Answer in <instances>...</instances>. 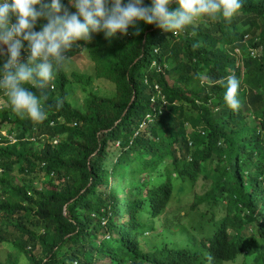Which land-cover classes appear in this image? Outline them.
I'll use <instances>...</instances> for the list:
<instances>
[{"label": "trees", "instance_id": "16d2710c", "mask_svg": "<svg viewBox=\"0 0 264 264\" xmlns=\"http://www.w3.org/2000/svg\"><path fill=\"white\" fill-rule=\"evenodd\" d=\"M137 27L77 41L66 62L84 52L91 71H55L42 122L0 91V264H264V0L178 36ZM95 79L113 94L89 90Z\"/></svg>", "mask_w": 264, "mask_h": 264}, {"label": "clouds", "instance_id": "9594fccd", "mask_svg": "<svg viewBox=\"0 0 264 264\" xmlns=\"http://www.w3.org/2000/svg\"><path fill=\"white\" fill-rule=\"evenodd\" d=\"M242 0H0V91L12 111L21 119L42 122V102L47 87L67 60V53L101 33L105 40L139 28L137 22L180 35L193 30L198 21H231ZM175 5L173 8L172 5ZM38 6V7H37ZM45 21L34 30L37 21ZM195 47V45H193ZM22 52L24 59H21ZM239 81L228 76L224 82V103L240 108ZM35 90V91H33Z\"/></svg>", "mask_w": 264, "mask_h": 264}, {"label": "rangeland", "instance_id": "374dc122", "mask_svg": "<svg viewBox=\"0 0 264 264\" xmlns=\"http://www.w3.org/2000/svg\"><path fill=\"white\" fill-rule=\"evenodd\" d=\"M69 11H74L73 9H69ZM3 47V46H0ZM65 70L69 74L71 71H80V72H87L89 73L91 71V61L89 60L88 56L83 52L81 54L76 55L75 57H72L69 61L66 62L65 64ZM89 90L91 89L93 92H95L98 95H112L114 91V85L113 83L105 80V79H95L91 82V84L88 86ZM85 93L83 92L82 88L78 84L73 85V91L72 95L69 97V99L74 103L76 106H80L83 102ZM1 108V107H0ZM6 125H0V131H5ZM53 143L57 142V139L52 141ZM111 180H113L114 183V178L111 177ZM204 182V179H199L197 184L195 185L194 189L196 192L200 193L202 192L200 188V183ZM37 186V188H40L42 183L39 182H34ZM110 183V181H109ZM110 189V186H109ZM193 191H188L186 193L180 194L179 197H181V200H173L171 204V209L172 210H178L180 213L184 214L185 211L187 210V206H190V203L193 198ZM121 194L118 192L117 193V198L120 199ZM197 210H201V205L197 207ZM222 213V212H221ZM123 218L119 216V222L122 221ZM6 248L1 249L0 251L2 253L6 252ZM251 255L249 254L248 256H241L239 261L237 263H230V264H253L251 260Z\"/></svg>", "mask_w": 264, "mask_h": 264}]
</instances>
